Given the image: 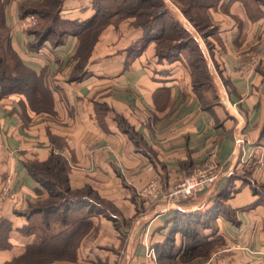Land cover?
Segmentation results:
<instances>
[{"label":"crops","instance_id":"obj_1","mask_svg":"<svg viewBox=\"0 0 264 264\" xmlns=\"http://www.w3.org/2000/svg\"><path fill=\"white\" fill-rule=\"evenodd\" d=\"M3 1L12 47L47 104H28L21 93L0 97V218L13 229L25 225L13 211L47 196L25 165L53 153L66 162L70 190L89 189L99 199H88L96 229L82 239L78 259L156 264L146 256L152 247L160 264H183L179 229L189 220L206 242L221 239L206 260L191 264H264V193L252 192L264 185V6L249 17L237 0L196 1L188 10L205 20L201 37L181 0H160L197 45L200 68L178 42L176 54L158 57L139 13L114 11L119 0H58V19L83 26L28 51L45 20L20 16L18 7L44 0ZM28 16H36V27ZM209 162L221 172L213 185L182 201L166 199ZM222 194L223 208L210 216ZM18 230L8 241L22 240L21 249L0 256V264L32 241ZM166 238L174 250L164 248Z\"/></svg>","mask_w":264,"mask_h":264},{"label":"trees","instance_id":"obj_2","mask_svg":"<svg viewBox=\"0 0 264 264\" xmlns=\"http://www.w3.org/2000/svg\"><path fill=\"white\" fill-rule=\"evenodd\" d=\"M196 1L199 0H181L183 4L181 11L199 35L203 37L206 29L204 18L199 13L195 14L194 18L188 10L189 6L192 8V4ZM208 1L214 4L217 0ZM237 1L243 4L245 13L249 17L258 15V7L264 6V0ZM4 6L5 2L0 0V97L21 93L25 95L28 104L30 102H36L38 105L47 104L44 89L40 82L36 80L32 71L23 66L18 54L12 47L10 29L5 23ZM94 7L96 9L94 18H97L99 17L100 6L94 2ZM58 9V0H44L40 3L28 1L19 5L20 16L36 13L45 20L42 27L32 32L34 39L28 44V51L37 52L45 41L59 43L67 33H76L79 28L78 25L83 26L60 21ZM129 10H132V13H139L137 21L144 28L145 36L156 40L158 57L170 58L177 53V44L180 43L181 47L185 48V56L200 68L202 67L201 54L197 45L186 32L178 27L177 23L168 19L167 9L160 0H119L114 9L118 13ZM91 36L94 37V33ZM25 168L32 178L46 190L47 196L45 199L29 203L27 205L28 210L22 212L21 216L25 217L26 224L39 216L41 223L40 226L30 225L25 229L22 227L18 230L24 234L23 236L32 235V241L23 247L20 254L1 264H50L53 261L49 257H56L57 260L59 257H65V260L74 262L78 259L77 252L82 239L96 229L90 219L95 210L88 203V199H99L95 198L89 189H86L87 191L70 190L66 177L67 165L60 155L52 153L46 161L28 162ZM257 189L264 193V185L252 188V192H257ZM224 199L223 194L216 198V203L209 212L210 216L215 215L217 210L223 208ZM50 219L57 223L59 229L56 231L54 229L51 235L46 236L43 235V232L51 230ZM5 230L6 233L3 231L0 238L5 234L3 240L8 247L0 246V251L7 250L10 246L8 243L10 229L6 228ZM179 232L184 236L185 241L179 257L183 264L206 260L212 247L214 248L221 240L214 238L212 241L206 242L200 229L191 227L189 220L181 225ZM163 246L168 250L176 248L172 238H166ZM155 252L156 264H160L159 255L157 251Z\"/></svg>","mask_w":264,"mask_h":264},{"label":"built area","instance_id":"obj_3","mask_svg":"<svg viewBox=\"0 0 264 264\" xmlns=\"http://www.w3.org/2000/svg\"><path fill=\"white\" fill-rule=\"evenodd\" d=\"M28 18L30 27H36L38 24L36 16H28ZM220 175L221 172L216 168L215 164L209 162L200 170L184 177L168 193H166L165 197L171 202L185 200L189 197L197 195L213 185L220 178ZM250 253L254 254L251 250ZM146 256L152 261L155 260V253L152 247L147 248Z\"/></svg>","mask_w":264,"mask_h":264},{"label":"rangeland","instance_id":"obj_4","mask_svg":"<svg viewBox=\"0 0 264 264\" xmlns=\"http://www.w3.org/2000/svg\"><path fill=\"white\" fill-rule=\"evenodd\" d=\"M190 31L193 33V30L190 29ZM196 39L198 40L197 37H196ZM2 197H4V196L2 195V192H0V202L4 201L3 200L4 198H2ZM26 207L24 209H16V211H13V213H12L11 217H16V218L20 217L21 219L25 220V225L26 226L23 225V226H21L19 228L21 229L23 227L25 229L27 226L29 227L30 225H33V226L34 225H38V226H40L41 218H39V216H37L36 218H33L31 221H29V224H26L25 217L21 216L22 212H25L26 209L28 210V207L27 208ZM70 217H72V216H70ZM68 218H69V216H68ZM23 220H21V221H23ZM49 223L51 225V230L48 231V232H43V235L49 236V235H51L53 233L54 229H55V231L59 229L58 226H57V223L52 221V219L49 220ZM6 228L10 229V232L8 234V238H10V234H11L12 231L18 230V228L13 229L12 223H11V221L9 219H6V218L2 217V218H0V236L2 235L3 231H4V233H6V230H5ZM17 234L22 235V236L24 235V234H22L20 232L17 233ZM4 235L2 236V238H0V246L6 248L8 246L3 240ZM16 237H17V235H16ZM25 242H28V241L25 240ZM8 243L10 244L11 242L8 241ZM12 243L11 244L14 247L13 250H11L12 249V245L10 244L11 248L9 246V248H7V250H3V251H0V252H9L10 250H11V252L0 254V256H2V255L8 256L11 253L18 252L20 246L23 244L22 240H19V239H17V241H16V239L12 240ZM58 245L60 246V244H58ZM246 250H250V249H246ZM22 251H23V249H22ZM49 258H50V260L53 261L50 264H107V259H105L103 256H101L99 258L98 257H90V256L88 257L87 256L85 258L77 259L74 262L65 260L66 259L65 257H59L58 260L56 259V257H49Z\"/></svg>","mask_w":264,"mask_h":264},{"label":"bare ground","instance_id":"obj_5","mask_svg":"<svg viewBox=\"0 0 264 264\" xmlns=\"http://www.w3.org/2000/svg\"><path fill=\"white\" fill-rule=\"evenodd\" d=\"M185 21V20H184ZM191 27V26H190Z\"/></svg>","mask_w":264,"mask_h":264}]
</instances>
